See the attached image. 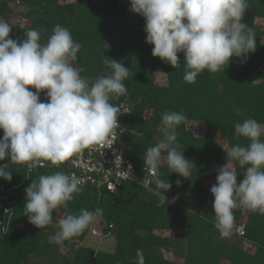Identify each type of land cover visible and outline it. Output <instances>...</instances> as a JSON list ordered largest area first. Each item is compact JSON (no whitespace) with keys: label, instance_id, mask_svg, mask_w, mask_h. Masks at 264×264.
<instances>
[{"label":"trees","instance_id":"obj_1","mask_svg":"<svg viewBox=\"0 0 264 264\" xmlns=\"http://www.w3.org/2000/svg\"><path fill=\"white\" fill-rule=\"evenodd\" d=\"M248 2L242 22L255 32V51L248 55L245 63L233 58L229 66L218 73L205 70L194 84L183 80L182 53L178 54L181 67L176 69L153 57V46L145 42V20L131 12L130 0H103L101 3L77 0L73 4L60 0H0V21L11 25V39L21 41L29 29L45 30L41 33L44 42L55 25L67 28L73 40L82 45L75 66L82 68L81 75L90 81L110 74L104 57L121 62L130 70L124 81L127 94L111 102L117 106L126 99L134 103L132 114L126 119L124 151L137 167L145 165L147 148L162 138L163 113L183 112L187 120L177 129V142L179 151L184 152L194 166L192 174L189 179L180 177L171 173L163 162L159 178L172 184L165 195L195 188L193 198H183L184 203L191 206L198 198L205 199L209 194L199 180L200 175H217V167L227 163L225 152L229 147L248 143L234 134V124L248 118L264 123V29L259 26V21L264 20V0ZM15 19L19 22H14ZM104 43L109 46L107 49ZM158 76H163V80L159 82ZM41 101L47 102L46 93H41ZM190 123H205L207 133L195 135L189 128ZM220 140L225 141L226 146ZM0 163L8 164L9 160ZM8 170L13 173L12 180L0 179V219L4 221L0 227V264H34L33 259L44 260L46 264H56L60 259L62 264H135L137 249L143 250L145 264H178L163 253L164 249H172L173 255L182 261L179 264H264V216L259 214L234 210L233 232L243 226L242 238L255 248V252L250 253L235 243L211 240L210 235L216 230L211 203L205 204L199 215L171 209L167 203L164 209L157 206V198L147 189L126 183L114 192L83 187L67 209L53 214V225L38 229L29 223L23 212L25 189L40 175L56 171L67 173V165L31 171L9 164ZM235 170L239 175L237 180L242 181L243 170L238 165ZM178 179L182 182L180 186L176 185ZM97 207L103 209V216L99 218L103 233L111 234L116 240L114 252L82 245L91 235L94 223L62 246L54 243L58 230L55 222L68 212L79 213L82 208L93 211ZM4 208L8 209L7 214ZM4 215V219L1 218ZM187 239H192L190 245L182 248L181 244ZM63 246L70 248L69 254L61 252Z\"/></svg>","mask_w":264,"mask_h":264},{"label":"clouds","instance_id":"obj_2","mask_svg":"<svg viewBox=\"0 0 264 264\" xmlns=\"http://www.w3.org/2000/svg\"><path fill=\"white\" fill-rule=\"evenodd\" d=\"M248 7V0H130L131 12L145 20V42L153 46V57L176 69L182 53L183 80L188 84L196 83L205 70L213 74L224 70L233 58L245 63L255 51V32L242 22ZM11 30L8 22L0 21V162L9 160L0 163V179L8 182L13 174L9 164L31 170L48 162L59 168L114 137L120 129V108L111 100L127 94L124 81L130 74L123 63L104 57L109 75L93 81L82 76L83 69L75 66L82 45L62 25H55L44 42L43 29L27 30L22 41L11 39ZM41 93H46L47 102L41 101ZM186 120L183 112L163 113L162 138L147 148L143 159L145 171L155 174L146 181V186L154 184L147 190L164 209L176 198L169 201L165 195L172 184L159 178L162 162L185 179L194 168L177 142V129ZM234 134L248 143L229 147L227 163L218 169L210 189L214 226L224 239L233 234L234 210L264 216V123L245 119L234 124ZM236 165L244 174L239 183ZM181 183L176 181L177 186ZM83 184L82 178L63 171L40 175L25 189L24 215L38 229L53 225V214L67 209ZM102 216L99 207L68 212L55 222L54 243L62 246ZM135 264H145L141 249Z\"/></svg>","mask_w":264,"mask_h":264},{"label":"built area","instance_id":"obj_3","mask_svg":"<svg viewBox=\"0 0 264 264\" xmlns=\"http://www.w3.org/2000/svg\"><path fill=\"white\" fill-rule=\"evenodd\" d=\"M119 108L120 115L117 119L120 129H117V134L114 137H110L103 145L85 149L81 154L63 163L67 165L68 174H75L83 179L84 184L82 187L105 188L114 192L126 183H134L144 189L153 186V184L146 186V181L151 180L155 174L150 171L146 172L145 165L137 167L124 151V137L127 132L126 119L131 116L134 103L126 99L119 104ZM48 167L51 166H48V162H45V166L31 169V171ZM4 213H8L7 208H4ZM2 225H4V221L0 219V227ZM91 233L94 236L102 235L96 227L91 230Z\"/></svg>","mask_w":264,"mask_h":264},{"label":"rangeland","instance_id":"obj_4","mask_svg":"<svg viewBox=\"0 0 264 264\" xmlns=\"http://www.w3.org/2000/svg\"><path fill=\"white\" fill-rule=\"evenodd\" d=\"M62 3L64 4H73L76 3L77 0H60ZM98 3H101L103 0H95ZM14 22H19L18 19L13 20ZM20 22L23 25H26V22H24L23 20H20ZM259 26L264 29V20H260L259 21ZM163 80V76H158V81H162ZM189 128L194 132L195 135L198 136H202L205 135L208 131V126L205 123H190L189 124ZM221 144L223 146H226V142L223 140H220ZM8 160L6 159L5 162H7ZM163 163V162H162ZM224 166V165H223ZM222 167V166H220ZM220 167H217V171ZM244 178V175H243ZM241 179V178H240ZM238 179L237 182L239 183L241 180ZM199 180L201 182V184L203 185V187H205L209 194L205 197V199L202 198H198L195 203L191 206H187L184 201L183 198L184 197H194L196 195V189H190L188 192H186L185 190L180 192V193H171L169 195H166L167 199L170 201L172 200L174 197L176 198L175 203H171L168 204V206L171 209L174 210H182L185 211L189 214H194V215H199L201 214V212L204 209L205 204H209L214 201V197L211 195V187L216 183V175L214 174H203L200 175ZM3 216H1L2 218ZM4 218V217H3ZM57 220V219H56ZM94 227H96L97 229H99V231H101L102 235L101 236H94L92 233L91 235H89V237L86 239L85 242L82 243L83 246H87L89 248H93L95 250H101V251H106V252H114L116 250V240L115 238L111 235V234H105L103 233L102 229H103V224L101 223V220L98 219L95 223H94ZM185 229V228H182ZM244 230H243V226H241L236 232H233L232 236L230 238H221L218 231L215 230L214 233H212L210 235V238L213 242H225V243H229V244H237L239 245L241 248H243L244 250L250 252V253H254L255 252V248L254 246L250 243L247 242L246 240H244L242 237L244 236ZM192 239H187L183 244H181L182 248H187L190 245ZM61 252L63 254H69L70 252V248L63 246L61 248ZM163 253L172 258L176 263H182L181 259H179L178 257H175L173 255L172 249H164ZM72 255H70L69 257H71ZM62 259H60L59 261L56 262V264H62ZM33 263L34 264H46L47 262H45L44 260H38V259H33Z\"/></svg>","mask_w":264,"mask_h":264}]
</instances>
